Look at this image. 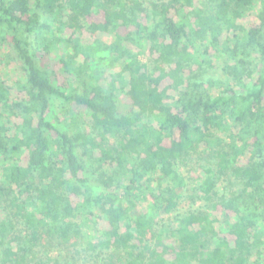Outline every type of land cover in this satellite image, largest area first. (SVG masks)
<instances>
[{
  "label": "trees",
  "instance_id": "obj_1",
  "mask_svg": "<svg viewBox=\"0 0 264 264\" xmlns=\"http://www.w3.org/2000/svg\"><path fill=\"white\" fill-rule=\"evenodd\" d=\"M0 53V264H264V0H0Z\"/></svg>",
  "mask_w": 264,
  "mask_h": 264
},
{
  "label": "rangeland",
  "instance_id": "obj_2",
  "mask_svg": "<svg viewBox=\"0 0 264 264\" xmlns=\"http://www.w3.org/2000/svg\"><path fill=\"white\" fill-rule=\"evenodd\" d=\"M104 39H106L105 41L110 43L112 42L113 38H112V34H110L109 36L105 37ZM54 53H62V52H58L57 50L54 51ZM3 57V55L0 53V59ZM140 59H144L143 56H140ZM3 79V80H9V74L6 70V67L4 65L1 64V61H0V79ZM124 81L125 82H128V76L127 75H124ZM82 115V119L83 120H87L88 117H86L85 114H81ZM81 115H80V119H81ZM190 166V165H189ZM189 166H184V165H180V168H179V174L182 176V178L184 179V190L182 191H179V194H180V199L178 201V210L180 212H185L187 210H196L200 207L201 203L199 201L197 202H194V200H191L189 197V195L191 194V189H193V185H196L198 182H193V180H191L190 178L191 177V174H189L187 171H188V167ZM142 203V202H141ZM218 223L215 224V227L216 229H220L222 226L220 225L221 222H222V218L221 217H218ZM96 228H86L84 227L83 228V232L84 234L86 235V233L88 232H93V239L95 241L98 240L100 237L96 234ZM87 238V236H86ZM99 252V250H97L95 253ZM51 256H54V255H51ZM82 260L79 262V264H94V260H93V256L90 252H86V254L84 255L82 253ZM96 264H98L96 262Z\"/></svg>",
  "mask_w": 264,
  "mask_h": 264
}]
</instances>
